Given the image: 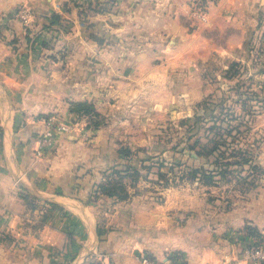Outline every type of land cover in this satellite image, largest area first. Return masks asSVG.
<instances>
[{"label": "rangeland", "instance_id": "obj_1", "mask_svg": "<svg viewBox=\"0 0 264 264\" xmlns=\"http://www.w3.org/2000/svg\"><path fill=\"white\" fill-rule=\"evenodd\" d=\"M78 1L73 6L80 11L83 43L62 37L73 31L70 13L60 14V24L52 29L43 28L44 19L30 24L33 45L44 32L58 33L39 44L45 63L58 62L59 80L53 83L57 96L52 107L37 115L47 127L50 120L54 123L56 147L44 155L52 156L50 166L64 179L66 186L57 192L92 208L107 228L133 221L137 211L159 209L178 188L181 193L174 195L180 201L201 194L210 203H234L242 195L260 194L264 141L255 151L257 169L234 166L238 172L217 177L219 182L209 186L193 173L211 166L190 151L197 138L189 139L192 134L182 121L202 115L200 105L208 100L240 110L236 101L246 92L264 99V20L257 16L237 35L211 26V9L219 0H187L185 14H174V8L168 14L162 0ZM147 4L154 6L155 16L137 28L134 8ZM146 14L139 15L144 23ZM169 21H177L174 31L165 30ZM160 24L164 29L155 31ZM233 63L239 67L232 70ZM78 103H84L81 112ZM258 118L253 132L264 139ZM128 168L129 176L117 173ZM39 201L34 210L42 205L43 219L50 213Z\"/></svg>", "mask_w": 264, "mask_h": 264}, {"label": "crops", "instance_id": "obj_2", "mask_svg": "<svg viewBox=\"0 0 264 264\" xmlns=\"http://www.w3.org/2000/svg\"><path fill=\"white\" fill-rule=\"evenodd\" d=\"M72 1L0 0V264H140L141 252L159 260L179 252L188 264H250L242 249L255 238L247 227L264 233V189L254 198L242 195L234 203H210L201 194L180 201L174 195L181 193L178 188L159 209L137 211L133 221L113 228L106 222L100 225L89 206L57 192L58 186L66 185L50 166L52 156L39 155L47 125L37 115L52 107L57 96L53 83L59 80L58 62L45 63L39 44L58 33L44 32L33 45L35 30L29 34L15 13L26 6L33 21L70 13L74 28L62 37L68 43H83L80 11ZM162 2L168 14L172 8L174 14L189 10L187 0ZM153 7L134 8L137 20L132 24L146 27L155 16ZM262 8L264 0H219L211 9L210 24L221 33L243 35ZM145 10L144 23L139 15ZM177 24L169 21L165 30L174 31ZM149 25L154 30L153 21ZM163 29L160 24L155 31ZM258 119L264 128V111ZM23 193L61 209L51 211L44 221V207L31 209Z\"/></svg>", "mask_w": 264, "mask_h": 264}, {"label": "trees", "instance_id": "obj_3", "mask_svg": "<svg viewBox=\"0 0 264 264\" xmlns=\"http://www.w3.org/2000/svg\"><path fill=\"white\" fill-rule=\"evenodd\" d=\"M94 1L99 2V0ZM72 3L77 6L79 1L73 0ZM102 10L104 11V9ZM258 17L261 21L264 20V8L259 10ZM61 18L60 14H52L45 19L47 22L43 24V28L52 29L60 24ZM26 29L30 34L33 27L30 25ZM27 39L30 40L29 35H27ZM236 67H239V64L233 63L231 69L234 70ZM253 101L259 105H250ZM83 104H76L77 112L83 111L80 109L84 106ZM236 104H240L242 108L238 110L227 103L223 105L212 103V101L208 100L200 105L202 115L198 113L195 117L182 121L184 127H187V132L192 134L189 139L197 138L189 147L190 151L199 157L207 159L211 166L209 169L206 167L195 168L193 173L200 174L202 178L206 179L205 183L209 186L219 182L216 179L217 177L225 179L234 172H238L233 169L234 166L242 169L247 166L250 170H253V168L257 169V166L254 165L256 159L255 151L260 149L264 139L254 135L253 124L256 117L264 109V99L256 92H246L243 99L236 101ZM201 133H204V135H201ZM117 173L123 177L129 176L132 173V169H118ZM107 194L113 196L117 194V191H107ZM22 195L29 206L32 209H36L34 201L38 199L28 194ZM45 204L48 206L47 212L49 213L53 210L61 209L56 203L45 202ZM45 219H47V214L43 216L44 221ZM246 231L251 236L259 235V231L252 227H247ZM176 253L178 254L179 252Z\"/></svg>", "mask_w": 264, "mask_h": 264}, {"label": "built area", "instance_id": "obj_4", "mask_svg": "<svg viewBox=\"0 0 264 264\" xmlns=\"http://www.w3.org/2000/svg\"><path fill=\"white\" fill-rule=\"evenodd\" d=\"M15 15L25 25V27H29L34 19L32 11L26 6L21 7ZM202 20L206 21L207 18L202 17ZM61 128H66V126L63 125ZM55 137L56 132L54 129V123L53 120H50L48 122V127L40 140L41 146L39 149V155H44L47 151H51V149L53 150L56 147ZM242 256L250 264H264V233L255 236L252 242L244 245L242 249ZM137 259L140 264H188L186 257L183 254H177L176 252L169 253L163 260L155 258L150 253L141 252L138 254Z\"/></svg>", "mask_w": 264, "mask_h": 264}]
</instances>
